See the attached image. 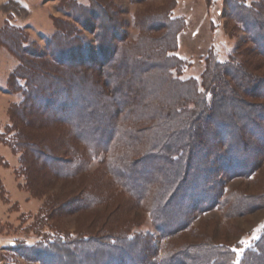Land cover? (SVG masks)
I'll use <instances>...</instances> for the list:
<instances>
[{
  "label": "trees",
  "instance_id": "trees-1",
  "mask_svg": "<svg viewBox=\"0 0 264 264\" xmlns=\"http://www.w3.org/2000/svg\"><path fill=\"white\" fill-rule=\"evenodd\" d=\"M14 3L19 4L10 0L4 9ZM97 3L101 5L98 0ZM95 6V0L90 8L77 0L69 3L81 22L83 19L76 12L89 13L96 19ZM231 6L240 10L234 17L252 39L254 53L264 58V38L260 40L248 23L251 15L256 16L259 25L263 23V32L264 19L260 14L263 12L253 14L256 6H248L243 0H232ZM152 21L154 19L149 18L148 22ZM162 21L165 36H142L141 43L147 40L144 46L127 42L115 26L113 39L106 41L104 35L97 34L100 38L94 47L86 40L75 39L70 24L58 25L56 34L47 41L50 58L44 59L28 46H9L20 61L11 79L23 100L12 115L15 117V123L12 122L15 138L9 137L7 141L13 148L20 149L24 170L27 173L46 171L49 177L68 180L86 173L91 162L101 158L100 165L111 182L149 211L161 237L159 247L155 248L153 241L147 240L151 239L148 235L132 231L122 233L121 228L105 230L109 232L101 236L86 232L65 233L48 242L59 255L77 260L83 258L90 264H106L107 249H116L121 244L138 245L147 240V264H189L185 261L187 257L193 264L200 254L207 256L206 264H231L228 251L219 252L216 244H192L179 250H165L166 245H163L165 239L179 230H190L201 214L213 209L224 210L227 205L231 208L227 181L236 177L250 179L260 168L258 156L264 157V76L255 75L250 62L236 55L221 62L210 54L201 79L178 78L173 71L184 66V61L174 55V44L184 23ZM7 24L11 29L8 33L3 31V36L0 32V41L2 44L4 40L12 41L13 45L19 39L16 31L20 29ZM151 24L147 27L151 28ZM62 36L68 37L67 46H54ZM161 42H165V46ZM113 61L120 68L110 66ZM72 62L78 65L67 70L66 63ZM87 62L92 65L86 67L84 63ZM121 72L125 77L137 78L136 85L132 83L129 87L126 103L116 97L121 86L109 82ZM71 92L83 94L84 100L78 103L70 96ZM34 101L43 107L53 106L57 111L50 115L34 110ZM232 107L234 111L237 107L238 111L228 110ZM65 113L71 115L63 116ZM109 116L112 121L107 122ZM17 122L37 124L39 129L62 125L67 135L52 142L47 138L29 137L17 128ZM152 164L154 168L163 166L169 176L159 175L153 181L146 179L140 187L142 193L137 192L138 186L127 182L124 171L138 174ZM80 194V197L68 196L63 203L72 201L75 204L72 210L80 212L106 199L94 190H81ZM181 199L186 203V206L182 204L184 208H170L173 200L178 203ZM243 200L235 199L237 202ZM57 204H60L58 200ZM64 204L59 206L68 213ZM164 218L172 219L171 225L163 223ZM255 243L248 250L246 264H264V234ZM88 247L94 248L91 254ZM124 251L121 250L123 257L128 255ZM52 253L45 252L42 259L51 258ZM128 259L132 257L128 255ZM110 261L112 259L109 260L111 264ZM116 262L118 258L113 260Z\"/></svg>",
  "mask_w": 264,
  "mask_h": 264
},
{
  "label": "rangeland",
  "instance_id": "rangeland-1",
  "mask_svg": "<svg viewBox=\"0 0 264 264\" xmlns=\"http://www.w3.org/2000/svg\"><path fill=\"white\" fill-rule=\"evenodd\" d=\"M95 1L93 13L98 14V18L94 19L88 15L89 13L77 11L76 13L83 19L82 22L69 7L70 0H28V5L14 3L6 8L10 13L0 28L1 35L3 36V31L6 33L10 31L7 23L18 27L20 31H16L19 39L13 45L12 41L7 43L5 40L2 44L0 39V264H90L84 262L83 258L77 260L72 256L59 255L57 249L50 247L48 242L51 239L65 233L86 232L85 234L101 236L109 232L105 230L121 228L122 233L132 231L148 235L151 239L147 240L153 241L155 248L159 247L161 238L149 211L138 206L132 196L111 182L100 165L101 158L91 162L89 171L68 180L49 177L46 171L36 170L27 173L24 170L20 149L13 148L7 141L9 137L15 138L16 132L12 130L15 117L12 115L23 100L22 94L18 93L11 79L20 61L15 54L16 51L9 46H28L30 51L44 56V59L50 58L47 41L56 34L58 25L64 27L69 24L73 28L75 39L81 42L86 40L94 47L102 35L106 37V41H111L115 35L112 28L115 26V29L123 33L122 36L126 37L127 42H132L135 46H144L147 40L144 38V42L141 43L142 36L156 38L165 36L166 29H161V22L164 19L166 22L184 23V29L176 34V45L174 44V55L184 61V66L173 71L178 78L201 79L206 67V58L210 54L215 55L221 62H227L232 55H236L238 59L250 62L249 65L255 75L264 76V58L254 53L255 45L252 39L246 33L243 24L234 17L240 10L232 8V0H98L101 5ZM243 1L248 6H256L253 14L263 12L260 14L261 19H264V0ZM77 2L87 8L92 0ZM149 18L154 21L148 22ZM248 20L253 33L259 38H264V30L262 32L261 29L263 23L259 25L257 17L252 15ZM149 23H152L151 28L147 27ZM6 24V30H3ZM97 34H100V37ZM67 38L62 36L54 46L60 48L67 46ZM163 45L165 46V42ZM77 65L74 62L66 63L67 70L70 66ZM84 65L90 67L92 62ZM110 66L120 68L114 61ZM124 77V72H121L118 78L110 79L109 82L121 86L116 97L126 103L129 101V87L137 78ZM70 96L78 103L84 100L81 93L71 92ZM32 106L34 110H42L50 115L57 111L53 106L43 107L36 101ZM228 110H233V107ZM235 111H238L237 107ZM67 113L63 116L71 115ZM110 121L112 117L109 116L107 122ZM16 126L24 135L38 139L47 138L49 142L61 135H67L66 128L62 125L39 129L37 124L25 125L17 122ZM107 131L110 135V129ZM258 158L260 168L252 178L236 177L227 181V197L230 196L231 208L227 205L224 210L213 209L201 214L190 230L183 232L179 230L172 237L165 239L163 245H166L165 250L172 248L179 250L192 244L211 243L220 248L219 252L225 249L228 251L231 264L249 262L248 250L254 247L255 242L264 234V157L261 155ZM162 165L166 166L165 163ZM156 166L154 168L152 164L151 168L144 169L146 171L138 174L129 170L123 171L127 182L137 185L139 188L137 192L142 193L140 187L145 181L157 180L159 175L169 176L163 166ZM81 190L99 191L106 199L89 209L76 212L72 210L75 206L72 201L67 202L68 204L63 202L68 196L80 197ZM236 198L244 200L237 202ZM57 200L67 206L66 210L70 212L65 213L60 208L63 204L56 205ZM182 204L183 199L178 203L173 200L170 208L182 209L186 203ZM172 221L170 218L162 219L163 223L169 225ZM147 240L139 242L138 245L121 244L116 249H107L106 264H110L111 259V264H147ZM92 249L94 248L88 247L89 254L93 252ZM121 250H125L124 252L132 259H128V255L123 257ZM45 252H53V256L43 260L42 255ZM118 255L119 257H115ZM115 258H118V262L113 263ZM262 259L260 260L264 262V257ZM206 260L207 256L200 254L199 259L193 264H206ZM185 261L191 264L190 258H185Z\"/></svg>",
  "mask_w": 264,
  "mask_h": 264
},
{
  "label": "crops",
  "instance_id": "crops-1",
  "mask_svg": "<svg viewBox=\"0 0 264 264\" xmlns=\"http://www.w3.org/2000/svg\"><path fill=\"white\" fill-rule=\"evenodd\" d=\"M10 0H0V28L4 25L6 19H8V12L4 9V5H6ZM23 5H28V0H16ZM29 8V7H27ZM30 9V8H29Z\"/></svg>",
  "mask_w": 264,
  "mask_h": 264
}]
</instances>
